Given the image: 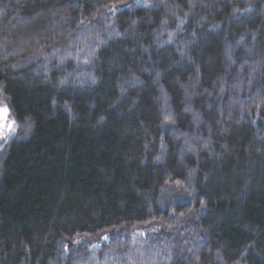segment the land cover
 <instances>
[{"label":"trees","instance_id":"16d2710c","mask_svg":"<svg viewBox=\"0 0 264 264\" xmlns=\"http://www.w3.org/2000/svg\"><path fill=\"white\" fill-rule=\"evenodd\" d=\"M0 106V264H264V0H0Z\"/></svg>","mask_w":264,"mask_h":264},{"label":"snow or ice","instance_id":"6c2138e0","mask_svg":"<svg viewBox=\"0 0 264 264\" xmlns=\"http://www.w3.org/2000/svg\"><path fill=\"white\" fill-rule=\"evenodd\" d=\"M133 3L137 6L141 5V4H145L147 3V0H133ZM132 4H125V5H116V6H112L110 8L107 9L106 13L104 14H117L121 8H127V7H131ZM150 7H155V5H149ZM195 5L194 4H191L190 5V8H193ZM252 11V6L249 5L248 7L246 8H243V9H240V8H234L232 10V16L233 17H236L237 14H246L248 12ZM185 16H188V13H185ZM202 19H206V18H202ZM85 22L84 21H81V24L83 25ZM137 21H132V27L134 28L135 25H136ZM164 24H167V21H164L162 22ZM181 25L185 23V20H181L180 21ZM221 25L219 23H216V24H213L211 25L210 27V30H215V29H218L220 28ZM113 35L115 37H120L122 36L123 34L120 33V32H114ZM170 37H171V34H170ZM100 44H106L107 41H104V40H100L99 41ZM169 43L171 42V39L168 41ZM70 55V54H69ZM63 62V61H61ZM229 62L231 63V58L229 57ZM84 63H88V60H85ZM227 67V66H226ZM159 76V73H157V77ZM67 82L66 78L65 79H61L59 81L60 84H65ZM91 82L92 83H95L96 82V78L95 77H91ZM126 83L130 84V85H135L137 83H140V80H139V77H132L130 80L126 81ZM221 91L223 92L224 89L222 88ZM135 102V101H133ZM189 110V109H186V111ZM3 111L7 112L8 109L7 107H5L3 109ZM172 118V114L171 113H166L165 114V121L166 122H169ZM101 119H103V117H101ZM23 129H24V133L25 135H27L30 130H31V122H30V118L28 117H25V123L23 125ZM21 130V125L18 124L16 121H12L11 124H8V125H5L3 129H0V140L3 141V143H0V149H3V148H6L8 143L11 142L12 140L16 139L17 138V135L18 133L20 132ZM163 159V157L161 156H157L155 158V161L156 162H159ZM179 184V181L177 182ZM125 228V226H119V227H114L113 229H109L107 234L104 235L101 239L104 241V242H108L110 239H113V238H116V237H119V234L121 231H123ZM136 234H139V235H143V233H136ZM76 243H79V241H77ZM99 245H93V247H98ZM247 247L248 246H245V249L241 252V255H244L245 252L247 251ZM65 250H67V247L65 246ZM199 259V258H197ZM216 259L218 261H222V256L221 254L218 252L217 255H216Z\"/></svg>","mask_w":264,"mask_h":264},{"label":"rangeland","instance_id":"374dc122","mask_svg":"<svg viewBox=\"0 0 264 264\" xmlns=\"http://www.w3.org/2000/svg\"><path fill=\"white\" fill-rule=\"evenodd\" d=\"M5 106H0V129H3L5 125L11 124L13 121L10 117L9 111L5 112L3 109ZM8 109V108H7ZM0 143H3L2 140H0ZM103 236H100L102 238ZM99 241L97 240L95 243L92 242L93 245H99Z\"/></svg>","mask_w":264,"mask_h":264}]
</instances>
